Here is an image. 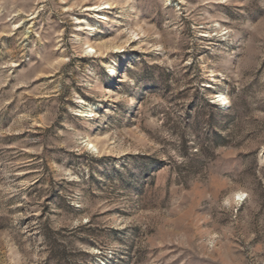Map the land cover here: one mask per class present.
Returning a JSON list of instances; mask_svg holds the SVG:
<instances>
[{
	"label": "rangeland",
	"instance_id": "rangeland-1",
	"mask_svg": "<svg viewBox=\"0 0 264 264\" xmlns=\"http://www.w3.org/2000/svg\"><path fill=\"white\" fill-rule=\"evenodd\" d=\"M0 264H264V0H0Z\"/></svg>",
	"mask_w": 264,
	"mask_h": 264
},
{
	"label": "snow or ice",
	"instance_id": "snow-or-ice-1",
	"mask_svg": "<svg viewBox=\"0 0 264 264\" xmlns=\"http://www.w3.org/2000/svg\"><path fill=\"white\" fill-rule=\"evenodd\" d=\"M90 51H93V50L90 49ZM219 99H220L223 103H225V104L228 103L227 99H225L224 97H220ZM89 147H92V146L89 145ZM242 198H243L242 195H238V196H237V199H242ZM225 203H227V201H225Z\"/></svg>",
	"mask_w": 264,
	"mask_h": 264
},
{
	"label": "bare ground",
	"instance_id": "bare-ground-1",
	"mask_svg": "<svg viewBox=\"0 0 264 264\" xmlns=\"http://www.w3.org/2000/svg\"><path fill=\"white\" fill-rule=\"evenodd\" d=\"M221 96V95H220ZM225 99H227L226 97H224Z\"/></svg>",
	"mask_w": 264,
	"mask_h": 264
}]
</instances>
